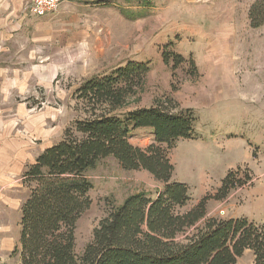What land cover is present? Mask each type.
<instances>
[{"label":"rangeland","instance_id":"374dc122","mask_svg":"<svg viewBox=\"0 0 264 264\" xmlns=\"http://www.w3.org/2000/svg\"><path fill=\"white\" fill-rule=\"evenodd\" d=\"M255 1L80 0L77 10L87 6L80 17L86 31L83 45L73 55L65 51L56 77H43L31 67L48 60L41 51L29 62L21 57L22 47L0 59L24 68L13 71L18 76L8 78L0 94V162H9L0 172V264L21 263L14 250L20 247L22 205L30 194L21 178L25 164L87 116L75 93L80 84L128 60L147 62L150 70L117 112L168 102L176 109H192L196 118L194 136L180 139L170 152L172 179L186 183L191 195L177 211L213 196L231 169H239V177L249 169L252 184L223 200L210 197L208 216L247 217L264 224V24L250 25L248 12ZM175 54L185 58L176 67ZM130 140L146 147L153 141L152 128L133 129ZM88 176L92 203L77 223L78 252L113 206L132 193L154 195L163 188L150 172L124 169L112 156L99 161ZM254 261L253 251L246 249L236 264Z\"/></svg>","mask_w":264,"mask_h":264},{"label":"trees","instance_id":"16d2710c","mask_svg":"<svg viewBox=\"0 0 264 264\" xmlns=\"http://www.w3.org/2000/svg\"><path fill=\"white\" fill-rule=\"evenodd\" d=\"M248 17L254 28L264 24V0L250 6ZM174 57L175 67L185 61L180 54ZM149 70L147 62L128 60L85 79L76 89L87 116L68 126L23 174L30 194L22 205L20 247L14 250L20 252V264H236L246 249L253 251L254 264H264V224L247 217L208 216L206 207L210 197L223 200L234 189L252 184L249 169L244 177L231 169L213 196L177 211L191 195L186 183L172 179L170 152L180 139L194 136L192 109L157 102L117 112ZM139 127L152 128L153 141L146 147L130 140L131 131ZM108 156L124 169L150 172L163 188L154 195L132 193L113 206L78 252L77 223L92 203L88 172Z\"/></svg>","mask_w":264,"mask_h":264},{"label":"crops","instance_id":"0c3cea01","mask_svg":"<svg viewBox=\"0 0 264 264\" xmlns=\"http://www.w3.org/2000/svg\"><path fill=\"white\" fill-rule=\"evenodd\" d=\"M27 1L29 3L30 0H0V59L9 53H18L21 47L23 48L21 57L27 62L30 61L31 55H37L39 51L44 52L48 58L46 63L37 62L31 67L36 72H40L43 77L53 79L60 72L65 51L73 55L74 49L77 46L81 48L83 45L81 42L85 38L86 31L82 23L83 19L80 17L84 14L82 10L87 9V6L80 5L82 8L77 10L75 5L80 4V0L71 3L62 0L57 11L45 16H36L25 8ZM7 59L10 62L13 58L8 57ZM29 67L28 64L25 69ZM22 69L24 68L13 66L10 63H0V94L8 78L18 76V73L13 74V71ZM8 163V160L0 162V172L6 169ZM30 163L25 164L22 171V182H24V171Z\"/></svg>","mask_w":264,"mask_h":264},{"label":"built area","instance_id":"2783aa9c","mask_svg":"<svg viewBox=\"0 0 264 264\" xmlns=\"http://www.w3.org/2000/svg\"><path fill=\"white\" fill-rule=\"evenodd\" d=\"M62 0H30L26 9L36 15L45 16L58 10Z\"/></svg>","mask_w":264,"mask_h":264}]
</instances>
